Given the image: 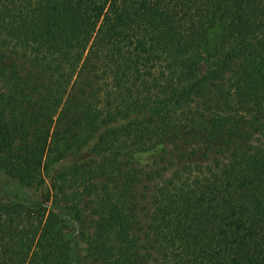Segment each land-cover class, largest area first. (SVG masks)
Instances as JSON below:
<instances>
[{
  "label": "trees",
  "instance_id": "16d2710c",
  "mask_svg": "<svg viewBox=\"0 0 264 264\" xmlns=\"http://www.w3.org/2000/svg\"><path fill=\"white\" fill-rule=\"evenodd\" d=\"M0 264H264V0H0Z\"/></svg>",
  "mask_w": 264,
  "mask_h": 264
}]
</instances>
